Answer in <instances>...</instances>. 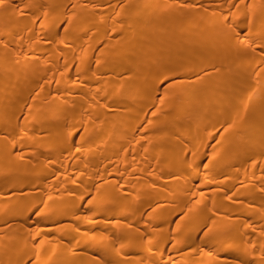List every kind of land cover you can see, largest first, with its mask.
<instances>
[{
    "label": "bare ground",
    "instance_id": "bare-ground-1",
    "mask_svg": "<svg viewBox=\"0 0 264 264\" xmlns=\"http://www.w3.org/2000/svg\"><path fill=\"white\" fill-rule=\"evenodd\" d=\"M0 264H264V0H0Z\"/></svg>",
    "mask_w": 264,
    "mask_h": 264
}]
</instances>
